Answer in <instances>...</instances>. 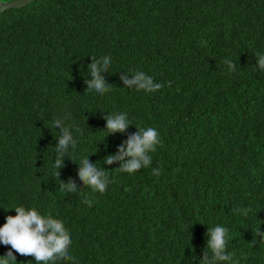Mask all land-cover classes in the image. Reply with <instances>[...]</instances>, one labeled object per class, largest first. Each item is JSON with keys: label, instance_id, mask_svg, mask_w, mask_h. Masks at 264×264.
<instances>
[{"label": "trees", "instance_id": "16d2710c", "mask_svg": "<svg viewBox=\"0 0 264 264\" xmlns=\"http://www.w3.org/2000/svg\"><path fill=\"white\" fill-rule=\"evenodd\" d=\"M259 55L264 0H34L2 12L0 227L13 208H35L63 222L75 264H202L219 225L233 261L264 264ZM93 57L109 60L102 95L86 83ZM138 72L163 87L125 85ZM120 113L131 124L106 137L104 117ZM57 119L77 141L59 170ZM137 127L159 132L151 166L115 171L120 162L104 158ZM86 157L107 171L103 194L79 178ZM10 247L0 243V256Z\"/></svg>", "mask_w": 264, "mask_h": 264}, {"label": "clouds", "instance_id": "9594fccd", "mask_svg": "<svg viewBox=\"0 0 264 264\" xmlns=\"http://www.w3.org/2000/svg\"><path fill=\"white\" fill-rule=\"evenodd\" d=\"M99 61L93 57V62L89 65L91 80L86 81L88 90H95L98 94H104L111 91V86L107 85L101 71H107L109 66L108 58H104L103 66L100 67ZM230 69L234 65H229ZM259 67L264 70V55H259ZM125 85H136L137 90L145 92H154L163 87L160 83H154L151 76H146L143 72H138L133 80L121 77ZM106 120V137L117 132L124 133L131 121L127 118L126 113L109 114L104 117ZM54 127L61 128V135L58 139L56 148L57 158L54 167L59 170L63 166V156L67 154L69 148L75 149L77 141L74 139L69 128L64 126L63 120L54 121ZM138 128V131L129 135L118 148L115 155H108L104 158L106 164L120 162V168L115 171L135 174L137 170L151 166L152 156L149 153L156 151V146L161 144L159 132L152 127L147 129ZM79 131V129H77ZM128 157L129 159L125 160ZM79 178L93 191H99L103 194L107 185L111 182L108 179L107 171L102 170L91 163L88 157L82 159L79 163ZM153 174L159 175L160 172L153 170ZM59 179V171L55 173ZM61 184V190L67 187L70 191L75 192L76 186L69 182L68 185ZM86 203H91L86 200ZM15 216L8 215L6 222L0 227V243L5 246H11L4 256H0V264H17L15 253L25 257H34L37 264H61L63 261H71L75 264V258L70 254L72 244L71 235L65 228L63 222L53 218L51 215L43 216L35 208L26 210L22 206L13 208ZM10 210V209H9ZM8 211V210H5ZM251 209H246L247 212ZM229 230L223 226L209 228L208 250L213 253V259L208 260L205 256L202 264H215V261H226L229 264H237L233 261L232 254H225V249L229 239ZM262 235L257 229L255 236Z\"/></svg>", "mask_w": 264, "mask_h": 264}, {"label": "water", "instance_id": "95a60500", "mask_svg": "<svg viewBox=\"0 0 264 264\" xmlns=\"http://www.w3.org/2000/svg\"><path fill=\"white\" fill-rule=\"evenodd\" d=\"M34 0H11L7 2H0V14L9 9H18L26 6Z\"/></svg>", "mask_w": 264, "mask_h": 264}]
</instances>
